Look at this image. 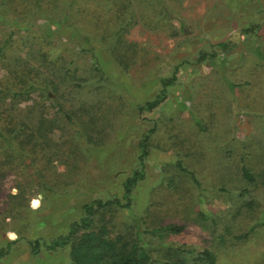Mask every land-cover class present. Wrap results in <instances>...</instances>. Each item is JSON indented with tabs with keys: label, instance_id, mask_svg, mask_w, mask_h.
I'll return each instance as SVG.
<instances>
[{
	"label": "rangeland",
	"instance_id": "1",
	"mask_svg": "<svg viewBox=\"0 0 264 264\" xmlns=\"http://www.w3.org/2000/svg\"><path fill=\"white\" fill-rule=\"evenodd\" d=\"M15 67L50 96L0 108L49 132L14 137L0 162V264L69 263V246L32 255L29 241L66 234L134 171L130 207L95 227L142 239L158 262L208 249L216 264H264V0H0V89Z\"/></svg>",
	"mask_w": 264,
	"mask_h": 264
},
{
	"label": "trees",
	"instance_id": "2",
	"mask_svg": "<svg viewBox=\"0 0 264 264\" xmlns=\"http://www.w3.org/2000/svg\"><path fill=\"white\" fill-rule=\"evenodd\" d=\"M63 19L65 18L63 17ZM39 53L41 51H38L37 54ZM38 58H40L38 60L40 65H44L43 56H38ZM8 71L9 76L2 83L5 88L0 89V93H2L0 102L6 100L7 96H23L20 99L24 100L28 98L29 92L34 89L40 90L43 98L50 96L48 91L50 86L47 83L49 82L47 78H42L38 74L39 77L31 76L23 68H9ZM33 74L35 73L33 72ZM173 79L174 77L169 80H161L162 86L165 88V86L173 82ZM57 88L58 86L54 85L53 90ZM163 90L155 99L139 106V110L151 111L156 108L165 98ZM3 112L4 110L0 108V162L2 166L5 164V160L3 159L5 153L12 151L16 154V150L13 148L14 137L21 134L25 137L23 138L24 141L37 145L38 140L41 143L48 141L49 132L46 128L42 127V116L33 118L37 124L31 128L30 123H25L24 120L13 122V118L7 117ZM41 114L43 112L39 113V115ZM150 131L152 132V129ZM148 136L140 141L141 158L147 153L146 141ZM33 145L28 147L31 149ZM242 174L247 180L250 181L252 179L250 172L246 168L242 169ZM142 177L143 171H134L130 177L124 180L122 184L123 193L119 198L115 197L106 200L94 199L89 203H85L83 205L84 216L79 220L72 221L66 234L58 235L50 240L36 238L29 241L30 253L36 255L42 249L52 251L69 246L70 261L67 264H188L185 258L180 257L174 258V260L167 259L158 262L157 258L153 255L154 250L149 248L147 243L143 242L142 239L134 238L132 240H126L120 235L113 237L110 235V231L106 225L100 224L97 227L94 226V215L97 212L117 207H130L131 191ZM180 229L181 227L175 226L165 228V230L175 231ZM155 231L153 230L152 232ZM8 249H10L9 245L0 248V258L8 253ZM189 264H216V258L211 251L204 249Z\"/></svg>",
	"mask_w": 264,
	"mask_h": 264
}]
</instances>
